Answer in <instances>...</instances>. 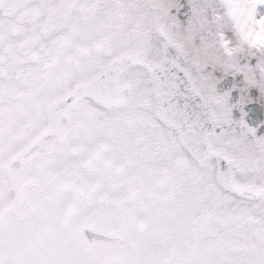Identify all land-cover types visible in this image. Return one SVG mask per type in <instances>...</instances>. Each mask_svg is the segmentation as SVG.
<instances>
[{"label": "snow or ice", "instance_id": "6c2138e0", "mask_svg": "<svg viewBox=\"0 0 264 264\" xmlns=\"http://www.w3.org/2000/svg\"><path fill=\"white\" fill-rule=\"evenodd\" d=\"M222 8L0 0V264H264V137L217 93L264 95V48Z\"/></svg>", "mask_w": 264, "mask_h": 264}, {"label": "flooded vegetation", "instance_id": "af4514ba", "mask_svg": "<svg viewBox=\"0 0 264 264\" xmlns=\"http://www.w3.org/2000/svg\"><path fill=\"white\" fill-rule=\"evenodd\" d=\"M235 39L237 40L236 34ZM248 58L246 56V59L242 61H250ZM217 93L220 95L230 94L229 105H235L233 107L234 121L243 118L248 126L257 130L256 137H264V95L259 92L258 88L246 89L243 76L221 73L217 84ZM242 98L245 99L243 104L241 103Z\"/></svg>", "mask_w": 264, "mask_h": 264}, {"label": "clouds", "instance_id": "9594fccd", "mask_svg": "<svg viewBox=\"0 0 264 264\" xmlns=\"http://www.w3.org/2000/svg\"><path fill=\"white\" fill-rule=\"evenodd\" d=\"M227 20L236 34V47L241 49L264 48V16L255 18L250 0H228Z\"/></svg>", "mask_w": 264, "mask_h": 264}, {"label": "rangeland", "instance_id": "374dc122", "mask_svg": "<svg viewBox=\"0 0 264 264\" xmlns=\"http://www.w3.org/2000/svg\"><path fill=\"white\" fill-rule=\"evenodd\" d=\"M212 3L214 4V6L218 9H220L221 11H223V8H222V3H223V0H212ZM259 13L260 14H264V5L260 6L259 9H258ZM214 31L216 30L215 28L213 29ZM227 39H230L233 41V43L235 44L236 43V39H235V32L232 28V25L231 23L226 20L225 24L223 25V27L221 29H219ZM254 50L253 49H245L242 53H240V56H239V59L242 61V60H245L246 59V56L249 57L248 59L252 60L253 57H252V52Z\"/></svg>", "mask_w": 264, "mask_h": 264}]
</instances>
